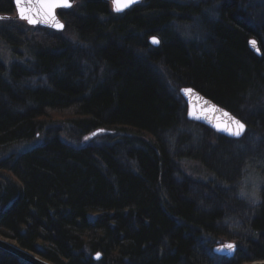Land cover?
<instances>
[{"label": "trees", "instance_id": "16d2710c", "mask_svg": "<svg viewBox=\"0 0 264 264\" xmlns=\"http://www.w3.org/2000/svg\"><path fill=\"white\" fill-rule=\"evenodd\" d=\"M14 1L0 0V14ZM235 2L206 53L175 35L150 46L168 11L200 14L161 0L110 18L104 1L79 0L59 13L64 32L11 23L2 40L25 48L26 64L0 62V236L53 264L264 261V187L244 203L238 175L239 158L264 161V57L248 49ZM184 86L242 120L243 140L189 121ZM255 131L256 149H241ZM241 225L247 237L229 230ZM225 240L239 244L233 259L214 253ZM0 264L28 263L0 250Z\"/></svg>", "mask_w": 264, "mask_h": 264}, {"label": "rangeland", "instance_id": "374dc122", "mask_svg": "<svg viewBox=\"0 0 264 264\" xmlns=\"http://www.w3.org/2000/svg\"><path fill=\"white\" fill-rule=\"evenodd\" d=\"M80 1H82V0H80ZM102 1H104L106 3V0H102ZM178 1L185 2L184 0H178ZM253 1L260 2L261 0H253ZM78 2H79V0L75 1L73 3V6L69 10L73 9V7ZM14 3H15V1H14ZM111 8L110 9L107 8V12L105 13L108 18H110V16H111L110 14L122 15L126 11L130 10V9H126V10H124L122 12L121 11H118V12H115L114 11L113 12V10ZM240 10L241 9L238 8V11L240 12V14L243 15V17H238V15H237V18H238L239 22L243 23L246 20V18L248 19V17L246 16L245 13L241 12ZM60 11H62V9H57V13L58 14L60 13ZM200 12L201 11H199V13ZM168 13H169V15L171 17V20L168 23H169V25H172V28H169L168 27L169 25H165L163 27V29L169 30L170 32H173L174 35H177L178 34V36H180L183 39H185L186 42H195L193 44H196L197 47L198 46H201V48L204 49L202 51L206 53L207 52V48H206L207 47V43H206V41L205 42H202V43L200 42V40H201V37H200V28H202V26H203V25H200L201 24L200 22H197L198 20H200L199 19L200 16L199 15L198 16L194 15V16H192L193 17L192 19H190V18L188 19V18H186V17H188V15H185V16L180 15V16H178L177 13H174L172 10L171 11H168ZM0 16H8V17H10V19H0V62L3 63L6 67H10L12 64L14 65V64H17L18 63L20 65L23 62L25 63V61H24L25 60V54H23L24 51L22 50V49H25V48H21V47L18 48L17 47V48H15V50L12 49L9 45H7L6 42H4L2 40L3 33L4 34H7L8 33L6 31V29H7V27L11 23L22 24L25 28H26V26L27 27H32V28H37V27L46 28V27H42V26H31L26 21L21 20V19H18L17 18V11L13 12L12 14H0ZM177 17H181V20L178 23L175 22V18H177ZM210 17H212V16H210V14H209L208 18H210ZM249 22H252V21L249 20ZM245 24L251 30V32L249 33V36H247V41H246L247 42L246 44H247L248 49L250 51L255 52L251 48L250 41H256L260 53H261L262 50L264 52V33L261 30H256L257 28L254 25H250V24H247V23H245ZM259 24L262 25L263 23H260L259 22ZM198 26H200V27H198ZM213 27L214 26H212V28ZM46 29H49V28H46ZM50 30H52V29H50ZM53 31H55V30H53ZM56 32H64V30L63 31H56ZM38 38H40L39 41H41V42L42 41H45V44H46V39H44V37L39 36ZM210 39H212V37ZM168 41H169V39H168ZM89 52H90L91 57H92V55H93L92 51H89ZM214 53H216V52H214ZM25 68L28 69V67H26V65H25ZM52 73H53V76L54 75L55 76L56 75L58 76V74H59L58 71H56L55 69L53 70ZM21 80H24V79H21ZM28 81L30 83H32L31 85H37V86L41 85V83L39 82V81H41V79H40V77H38V75L32 74L31 78ZM19 83H22V82H19ZM26 87H29V85H27ZM258 129H261V127H258ZM98 133H99V131H95V132H93L91 134L90 137L93 138ZM253 135H252L251 138H249V139L246 140L245 145L247 147L248 146H252L253 149H256L255 146H253L251 144H254L255 143V140L257 138H259V136H258L259 134H258L257 131H255L253 133ZM262 141H263V139L261 140V144H262ZM263 144H264V141H263ZM261 149L263 151L260 152V153H262V155L264 156V149L263 148H261ZM252 154L253 153L251 152V155ZM239 160L241 161V165L239 166L238 175L242 178V182H241L242 183L241 184V195H242V197L246 201H248L252 205H256L257 203H259V200H260V194H259V192H260L261 188L264 187V174L261 173L264 169L262 167H260V165H258V164H261V163H258V160L257 161L252 160V157L251 158L250 157L239 158ZM244 161H246V164H244ZM212 177L214 178V176H211V175H207L205 173H202L198 177V179L201 180V181L206 182L208 179L213 180ZM218 185H221V184H218ZM247 218L249 219V215H248ZM245 220L248 221L247 219H245ZM233 226H235V225H233ZM236 229L237 228L232 227L229 230L231 232L238 233L239 235H244L246 237L248 236V231L247 230L245 231V228L242 225L238 227V231L237 232H236ZM228 244H234L236 246V249H237V252H238V248H239L238 246H239V244L237 242L231 241V240L221 241L217 245H215V247H218L220 245H228ZM237 252H236V254H237ZM236 254H235V256H236ZM221 257H223V256H221ZM233 258H227V259H233ZM263 262L264 261H259V262L247 263V264H261Z\"/></svg>", "mask_w": 264, "mask_h": 264}, {"label": "water", "instance_id": "95a60500", "mask_svg": "<svg viewBox=\"0 0 264 264\" xmlns=\"http://www.w3.org/2000/svg\"><path fill=\"white\" fill-rule=\"evenodd\" d=\"M75 1L76 0H68L69 6H61V7H57L55 9V16H56L57 20L59 21V23L63 25V28H59V27L53 26L52 24H46L43 22L31 24L27 20L21 19L19 14H18L16 2H15L16 11H17V18L26 21L31 26H42V27H46V28H49V29H52L55 31H63V30H65V23L61 19L60 15L57 13V9L69 10L73 6V3ZM139 2H140V0H133V3H131V5L129 7L121 10V12L126 10V9H129L130 7L138 4ZM0 18L10 19V17H8V16H0ZM156 39H158V38H156ZM150 42L155 47H158L160 45V40H159L158 44L152 43V39L150 40ZM256 44H257V42H256ZM251 48L258 55L261 54L260 51H257L252 46V44H251ZM185 89H191L192 92L186 93L184 91ZM181 96L183 97V99L185 100V102L187 104V117H188L189 121L207 126L208 128L212 129L217 134L224 135L228 138L241 139L245 136V134L247 132V125L242 120H240L238 117H236L229 110L223 108L222 106L216 104L215 102H213L212 100H210L209 98H207L206 96L201 94L195 88L190 87V86L184 87L181 90ZM225 113H227V115H225ZM232 118H235L236 120L241 121L245 125V130L243 131V133L239 137L232 135L227 130V128L225 127V126H228V128L234 127V125L231 122ZM218 125H219V127H218ZM232 245H234V244H232ZM224 246L225 245H220L218 247H215L214 253L219 255V256L226 257V258H233L237 252L236 246L234 245L235 247L232 250H229ZM0 250L6 252L8 254L13 255V256L21 259L22 261H24L28 264H53L52 262H49L48 260L44 259L40 255H37L33 252H30L28 250L23 249L15 241L3 238L1 236H0ZM101 257H102L101 254H99L95 257V259L99 260V259H101Z\"/></svg>", "mask_w": 264, "mask_h": 264}, {"label": "bare ground", "instance_id": "6f19581e", "mask_svg": "<svg viewBox=\"0 0 264 264\" xmlns=\"http://www.w3.org/2000/svg\"><path fill=\"white\" fill-rule=\"evenodd\" d=\"M161 1H164V2H166V3H168V4H170V3H172V4H177V5H181V4H184V5H188V6H190V5H193V7H195V8H200L199 9V11H201L200 12V14H199V19L200 20H198L197 22H200L201 24L200 25H203L202 26V28H200V37H201V40H200V42L202 43V42H205L206 41V43H207V41L208 40H210V38L211 37H214V35H213V33L211 32L212 30H211V28H212V26H214L215 24H217L218 22H220V20H221V15H220V9H221V7H223L225 4H227L228 2H229V0H184L185 2H180V1H178V0H161ZM189 1H192V2H189ZM194 2V3H193ZM235 5H236V7H237V14H238V17L239 16H242L243 17V15L242 14H240V12L238 11V8L239 9H241L240 11L241 12H243V13H245L246 14V16L248 17V19L246 18V20L244 21L245 23H247V24H250V25H254L257 29L256 30H261L263 33H264V0H261L260 2H258V1H253V0H236V2H235ZM173 9V8H172ZM209 14H210V16H212V17H210V18H208V16H209ZM118 15V14H117ZM218 15V16H217ZM186 18H190V19H192L193 17L192 16H189L188 15V17H186ZM183 19V18H182ZM168 21H167V25H169V21L171 20V17L169 16V18L167 19ZM181 20V17H177V18H175V22L176 23H178L179 21ZM249 20L250 21H252V22H249ZM259 22L260 23H263L262 25L261 24H259ZM175 23V24H176ZM169 28H172V25H169L168 26ZM198 27H200V26H198ZM157 34H159V35H157ZM174 36V33L173 32H170L169 30H165V29H163V27L160 29V30H158L155 34H153V35H151L150 37H149V44H150V46L152 47V48H159L161 45H162V43L164 44V42H165V40L167 39V36L168 37H171V36ZM160 36H163L162 37V39H161V37ZM177 38H178V40H181L183 43H195V42H186L185 41V39H183L182 37H180V36H178V34L177 35H175ZM153 37H156V38H158L159 40H160V45L158 46V47H155V46H153L152 44H151V42H150V40L153 38ZM166 38V39H165ZM253 52V51H252ZM253 54L256 56V57H259L260 59L261 58H263L264 57V52H263V50L261 51V54L260 55H258L257 53H255V52H253ZM184 87H187V86H184ZM184 87H182L181 89H180V95H181V90L184 88ZM182 97V96H181ZM182 99H183V97H182ZM184 100V99H183ZM184 102H185V100H184ZM185 104H186V102H185ZM187 105V104H186ZM223 107V106H222ZM223 108H225V107H223ZM225 109H227V108H225ZM228 110V109H227ZM193 123H195V122H193ZM196 124H198V123H196ZM201 125V124H200ZM202 126H204V125H202ZM205 127H207V126H205ZM208 128V127H207ZM210 129V128H209ZM210 130H212V129H210ZM96 131H101V129H98V130H96ZM213 131V130H212ZM214 132V131H213ZM214 133H216V132H214ZM217 134V133H216ZM218 135H220V136H222V137H224V138H226V139H228V140H231V141H234V142H240V141H242L243 139L241 138V139H232V138H228V137H226V136H224V135H221V134H218ZM245 136H246V134H245ZM244 136V137H245ZM262 144H263V141H262ZM245 144H242V145H239V147L241 148V149H244L245 148ZM223 149H225V148H223ZM228 149V148H227ZM247 149V147L245 148V150ZM242 153H243V151L242 150H239L237 153H236V156L237 157H240L241 155H242ZM246 158V157H245ZM258 162L259 163H261V165H262V168L264 169V161L263 160H261V159H258ZM263 163V164H262ZM244 164H246V161H244ZM208 182V181H207ZM210 182H211V180H210ZM193 186L194 187H197L198 186V184H196V183H194L193 184ZM201 186H203L201 183H200V185H199V187L198 188H196V190H199L200 188H201ZM232 189H230V188H227V187H224V188H222V192H230ZM218 191H216V193H217ZM213 196H215L216 197V195L215 194H213V193H211ZM241 200L244 202V203H246L247 201L241 196ZM249 215V214H248ZM248 215H247V217H248ZM245 219H247V218H245ZM97 255H99V254H97ZM96 255V256H97ZM95 256V257H96ZM42 257V256H41ZM102 258V257H101ZM45 259V258H44ZM96 260V259H95ZM100 260V259H99ZM98 261V260H97ZM50 262V261H49ZM261 264H264V262L263 263H261Z\"/></svg>", "mask_w": 264, "mask_h": 264}, {"label": "snow or ice", "instance_id": "6c2138e0", "mask_svg": "<svg viewBox=\"0 0 264 264\" xmlns=\"http://www.w3.org/2000/svg\"><path fill=\"white\" fill-rule=\"evenodd\" d=\"M18 14L21 19L27 20L31 24L43 22L46 24H52L53 26L63 28V25L59 23L55 16V9L61 6H69L68 0H15ZM133 3V0H113L114 7L117 11H121L127 8ZM2 19V18H0ZM152 43L158 44L159 40L155 37L152 38ZM252 46L259 51L256 41H250ZM186 93H191V89H185ZM227 115V113H225ZM234 127L228 128L227 130L237 137H239L245 130V125L235 118L231 120ZM219 127V125H218ZM229 250H232L235 246L232 244L225 245Z\"/></svg>", "mask_w": 264, "mask_h": 264}, {"label": "flooded vegetation", "instance_id": "af4514ba", "mask_svg": "<svg viewBox=\"0 0 264 264\" xmlns=\"http://www.w3.org/2000/svg\"><path fill=\"white\" fill-rule=\"evenodd\" d=\"M109 1V2H108ZM145 0H141L140 1V3H143ZM106 4L108 5V9H110L111 7V9L113 10V12L115 11V12H118L117 10H116V8L114 7V4H113V0H106ZM252 52V51H251Z\"/></svg>", "mask_w": 264, "mask_h": 264}]
</instances>
